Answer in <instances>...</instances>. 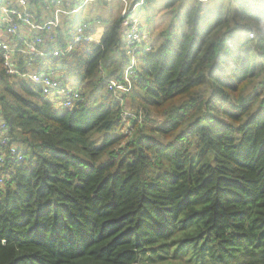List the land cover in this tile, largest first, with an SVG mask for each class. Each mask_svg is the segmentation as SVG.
<instances>
[{
  "label": "trees",
  "instance_id": "obj_1",
  "mask_svg": "<svg viewBox=\"0 0 264 264\" xmlns=\"http://www.w3.org/2000/svg\"><path fill=\"white\" fill-rule=\"evenodd\" d=\"M120 20L33 66L80 87L71 109L0 67L23 152L1 171L0 264H264V0L194 1L140 53L123 105L105 87L129 66L124 49L106 63ZM123 107L146 112L129 136Z\"/></svg>",
  "mask_w": 264,
  "mask_h": 264
},
{
  "label": "built area",
  "instance_id": "obj_2",
  "mask_svg": "<svg viewBox=\"0 0 264 264\" xmlns=\"http://www.w3.org/2000/svg\"><path fill=\"white\" fill-rule=\"evenodd\" d=\"M80 0H0V67L6 75H16L27 83L37 85L42 94L48 96L54 105L71 109L81 100L80 89L70 83H65L56 75L54 68L37 70V59L46 56H65L77 43L96 41L88 31V22L79 23L76 27L62 29L55 13L66 12L72 3ZM187 1V0H178ZM206 4L214 0H194ZM53 12L50 19L44 14ZM130 12V11H129ZM126 12L119 23L124 53L129 60L125 81L115 82L106 79V90L117 97L123 105L122 95L128 90L129 79L138 68V57L144 51H150L154 45L150 33L140 19ZM41 14V16H40ZM40 17V18H39ZM62 29L57 35L56 28ZM252 37V34H249ZM102 73V72H101ZM1 109V104H0ZM146 112L139 108L130 110L122 108L120 119L124 122L123 133H132V121L141 122ZM23 159L22 149L10 143L6 120L0 116V184L3 182L1 173L7 162H18Z\"/></svg>",
  "mask_w": 264,
  "mask_h": 264
},
{
  "label": "rangeland",
  "instance_id": "obj_3",
  "mask_svg": "<svg viewBox=\"0 0 264 264\" xmlns=\"http://www.w3.org/2000/svg\"><path fill=\"white\" fill-rule=\"evenodd\" d=\"M80 5H73L71 9H68V15L64 16L60 12H57L59 20L68 19V24L73 21H90L93 24L94 30L97 34H94L97 38L101 33L106 31L112 23V20L118 18L121 15V9L126 7H132V10L128 13L129 16H137L142 25L146 26L150 33L151 43L156 44L159 33L164 30L170 22H178L185 11L193 5L194 0L183 1L182 3L177 2L173 6L167 7V0H87ZM74 9V10H72ZM98 18H103L104 21L99 24L95 23ZM71 21V22H70ZM70 25V24H69ZM125 44L123 40L117 47L112 46L108 52L107 64H110L113 59H116L115 53L117 50L124 49ZM140 64L143 62L140 60ZM105 64V62H104ZM101 64V68L104 70L105 66ZM78 87V86H77ZM80 89V87H78ZM93 94L91 97L86 98V102L92 105L93 98L99 94V90H93L90 92ZM95 98H98L95 97ZM207 98V94L204 95ZM56 110H63L64 108L54 105ZM135 110V109H134ZM245 118L244 120H246ZM162 118H158L161 121ZM118 132L115 130L110 131H93L90 138L95 141L96 145H100L103 137L107 135H115ZM83 158V156H81ZM104 159L100 160L102 163Z\"/></svg>",
  "mask_w": 264,
  "mask_h": 264
},
{
  "label": "crops",
  "instance_id": "obj_4",
  "mask_svg": "<svg viewBox=\"0 0 264 264\" xmlns=\"http://www.w3.org/2000/svg\"><path fill=\"white\" fill-rule=\"evenodd\" d=\"M80 1H82V4L83 3H85L87 0H80ZM79 1V3L77 4V2H75L77 5H80V2ZM76 4H74V5H76ZM72 7V6H71ZM71 7L70 8H67L66 9V12H60L62 15H64V16H66V15H68V9H71ZM72 10H74V9H72ZM132 10V7H128V8H126V7H124V8H122L121 9V15L119 16V17H121L124 13H126V12H129V11H131ZM55 15H56V17H57V19H58V16H57V13H55ZM40 16H41V14H40ZM52 16H53V12H47V13H45L44 14V18H47V19H50V18H52ZM118 17V18H119ZM40 18V17H39ZM117 18H115V19H113L112 21H114V20H116ZM59 20V19H58ZM68 19H62V20H59V22H60V26H61V28L62 29H64V28H67L68 26H69V24H68ZM104 21V19L103 18H98V19H96L95 20V23H99V24H101L102 22ZM71 22V21H70ZM86 22H88V21H86ZM92 29H94V27H93V25H92ZM97 34V33H96ZM94 36V38H96L97 39V37L95 36V35H93ZM140 61V60H139Z\"/></svg>",
  "mask_w": 264,
  "mask_h": 264
}]
</instances>
